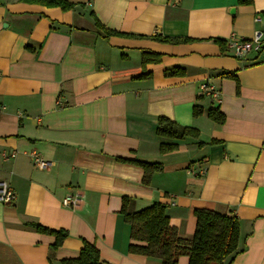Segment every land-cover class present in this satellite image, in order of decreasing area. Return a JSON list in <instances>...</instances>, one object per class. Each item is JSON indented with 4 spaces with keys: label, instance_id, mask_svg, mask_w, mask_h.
<instances>
[{
    "label": "crops",
    "instance_id": "crops-1",
    "mask_svg": "<svg viewBox=\"0 0 264 264\" xmlns=\"http://www.w3.org/2000/svg\"><path fill=\"white\" fill-rule=\"evenodd\" d=\"M67 1L76 8L0 0V185L16 195L0 202V264H62L87 243L104 264H161L130 253L126 197L136 212L166 205L189 241L196 210L236 217L243 252L232 264H264V54L227 50L232 34L264 31V0ZM144 53L162 60L144 64ZM173 69L182 74L166 76ZM162 117L199 140L161 138ZM163 144L178 150L162 154ZM33 154L49 167L38 169ZM134 161L164 170L146 184ZM74 193L80 205L66 208ZM37 226L69 236L54 250L55 234Z\"/></svg>",
    "mask_w": 264,
    "mask_h": 264
},
{
    "label": "trees",
    "instance_id": "trees-1",
    "mask_svg": "<svg viewBox=\"0 0 264 264\" xmlns=\"http://www.w3.org/2000/svg\"><path fill=\"white\" fill-rule=\"evenodd\" d=\"M32 3L45 5L46 7H58L63 11H72L75 4L67 0H23ZM101 26V24L98 22ZM105 29V27H102ZM108 36L122 35L111 30H107ZM162 42L175 43L179 40L168 38L160 39ZM162 55L154 53H144V64H159ZM179 69L166 72V76L175 77L181 75ZM236 78L233 74L227 75ZM204 114V108L196 105L194 116L200 117ZM209 118L216 124H223L226 121L225 115L219 109L212 108L208 111ZM158 136L174 141L192 139L199 140L200 133L197 129L182 127L167 118H160L156 127ZM178 150L175 144H163L162 154H170ZM134 165L145 170V183L149 184L155 173L161 172L163 166L134 161ZM133 201L124 198L122 213L125 222L130 225L132 244L130 253L142 255L150 259H155L161 264H178L181 257H188L190 264H232L236 257L243 251L240 250V224L238 219L228 215H222L215 211L200 209L196 210L197 231L193 240H184L179 237L178 230L171 225L167 215V206L155 203L151 207L137 211L132 208ZM41 233L56 236L54 250L62 246L68 238L67 231H53L37 226ZM62 264H104L98 248L91 244H86L77 259L63 261Z\"/></svg>",
    "mask_w": 264,
    "mask_h": 264
},
{
    "label": "built area",
    "instance_id": "built-area-1",
    "mask_svg": "<svg viewBox=\"0 0 264 264\" xmlns=\"http://www.w3.org/2000/svg\"><path fill=\"white\" fill-rule=\"evenodd\" d=\"M227 50L230 55L237 59H245L250 54L263 55L264 54V31L258 30L254 33L253 37L245 38L237 34H232L227 40ZM203 90L210 96H213L215 99L219 98L214 89L203 86ZM1 109V107H0ZM17 153H4L3 158L5 160H10L11 158L15 159ZM31 161L34 162L35 166L40 170H46L49 167V163L45 161L41 155L33 154L31 155ZM16 199V195L13 189L6 183L0 185V202L5 205H11ZM82 199L80 193H74L67 195L62 204L66 208L75 209L77 208Z\"/></svg>",
    "mask_w": 264,
    "mask_h": 264
},
{
    "label": "rangeland",
    "instance_id": "rangeland-1",
    "mask_svg": "<svg viewBox=\"0 0 264 264\" xmlns=\"http://www.w3.org/2000/svg\"><path fill=\"white\" fill-rule=\"evenodd\" d=\"M161 165V164H160ZM164 168V167H163ZM164 169H162V171H163Z\"/></svg>",
    "mask_w": 264,
    "mask_h": 264
}]
</instances>
